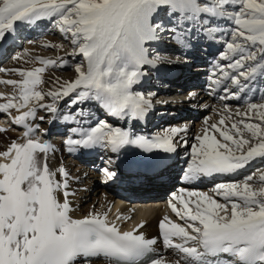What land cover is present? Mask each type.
<instances>
[{
	"label": "snow or ice",
	"instance_id": "snow-or-ice-1",
	"mask_svg": "<svg viewBox=\"0 0 264 264\" xmlns=\"http://www.w3.org/2000/svg\"><path fill=\"white\" fill-rule=\"evenodd\" d=\"M161 8L192 24L209 25L208 18L227 19L230 28L220 58L228 63L216 64L210 87L214 86L213 91L221 89L225 93L222 99L264 92V0H0V41L13 34L18 23L34 25L49 19L62 33L71 35L75 46L72 55H82L86 62V68L75 65L74 80L47 93L36 90V86L42 82L45 68L55 65L51 59L38 57L44 67L16 69L22 79L4 81L18 89L19 102L17 97L8 98L0 104V111L28 110L14 118V123L26 128L23 142L13 141L6 151H0V264H76L80 258L84 264H91L93 258L101 256L109 264H145L144 257L156 241L138 233L143 222L121 231L115 222L107 220V213L72 218L68 173L63 166L55 171L48 167L46 157L51 146L33 138L36 129L28 121L35 119L37 108L55 114V102L63 98H69L70 108L91 100L110 116L143 119L151 99L132 88L144 74L142 66L154 65L158 59L148 58L146 42L156 39L158 30L169 31L173 39L185 42L186 33L179 25L165 28L162 22H151ZM201 30L217 31L215 27ZM45 96L53 103H44ZM30 103L33 106L29 107ZM247 109L255 112L259 123L242 118L229 128L222 116L218 124H211L195 138L198 146L192 145L186 179L236 174L255 158H264V103L249 101ZM248 112L236 115L246 117ZM83 115L84 110L77 109L65 119L76 121ZM70 131L80 138L69 136V151L101 146L119 152L134 145L146 152H172L173 138L184 129L171 127L150 138L99 120L88 129ZM102 171L108 178L115 175L108 168ZM58 174L63 181L57 180ZM257 180L258 188L253 186ZM62 190L63 202L57 196ZM213 192L225 203L203 192H189L195 200L174 196L180 208L170 201L172 212L184 221L172 222L165 216L159 223L164 245L181 254L170 264H264V172L258 177L256 173L247 175L239 182L218 183ZM173 237L182 242L175 243ZM225 255L230 259L222 261ZM146 264L164 262L157 258Z\"/></svg>",
	"mask_w": 264,
	"mask_h": 264
},
{
	"label": "bare ground",
	"instance_id": "bare-ground-1",
	"mask_svg": "<svg viewBox=\"0 0 264 264\" xmlns=\"http://www.w3.org/2000/svg\"><path fill=\"white\" fill-rule=\"evenodd\" d=\"M174 17L178 18L179 22H181L183 25L182 28L184 29L186 33L185 42L189 41L184 44V47L186 46V48L184 49L186 51V54L188 55V58H192V59L199 60V61H206L208 57L210 56L209 54L213 53V51L216 49L217 47L216 43L212 44L210 41H208V39L207 40L204 38L202 39L204 35L199 27H197L198 29H193V30L192 28L189 29L188 27L193 24H190V22L183 23V21L178 16H174ZM170 19H164V22ZM44 20L45 19H42L38 21L35 25H30L28 27L29 30H32L31 35H30V32H28L30 36H35V38L37 36L40 37V40H39L40 43L37 42L38 43L37 47H38L39 53H41L42 55L46 48H50V47H46L45 45H48V44L52 45L54 42V40L49 36L50 34L46 31L44 32V30L42 29L43 27L42 23L44 22ZM20 28H24V24H19V23L17 24L16 31H15L16 34H20L22 32ZM12 39H13V36L12 34H10L5 39L0 41V48L3 47L1 52H3V49H4V53H5V46L8 45L9 42H12ZM199 44H202L205 46L204 51L202 53L198 51L200 49ZM25 47H26L27 54H31V52L33 51L32 45L30 43H26ZM220 53L217 56L218 60H221ZM1 54L2 53H0V58L2 59L5 55L3 56V54L2 55ZM218 60L214 62L209 61L210 63L206 61L205 63L199 64L194 69L197 72L193 71L195 72L196 75H189V76L186 75V77L193 78V80L190 79L188 82L186 81L187 78H185V80L184 79L180 80V78L177 77V73L175 75L164 77V78H167L166 82L176 81L178 83V86L177 87L168 86L166 88L165 87L160 88L162 92L168 93V92H172V90L173 91L180 90L179 92H175V94L169 93V95H167L168 97H170L171 95H177V93H180L181 91H182L181 93L189 94V99L185 101V103L183 102L181 103V105H178V104L174 105V107L178 106L176 107L177 109H175L176 110L175 113H173V110L169 112V113L174 114L175 118L181 115H187V116H190V115L198 116L199 115V112L192 113L191 112L192 109L191 111L189 109L190 107H194V102L196 101V98H197L195 93L197 92L203 93L202 94L203 97L205 94H207L204 100L206 101L207 105L204 108V110L205 111L211 110L214 114H216L218 122L220 121L222 116L226 117L227 120H231L232 116H229V113H231L234 117H237L240 119L243 118L244 120L247 119L248 117L255 118L253 117L254 116L253 114H255L254 111L248 112L247 102L249 101L252 102V100L258 97V94L253 93V95H251L249 92L246 97L242 96L239 99H234V98L222 99V97L220 96L221 98L217 100L211 99L209 101V98H208L209 96H211L210 98H213L214 93L212 94L213 92L212 87L214 86L209 87V85H207L204 87V85L201 84V81L200 82L195 81V76L199 77L202 73L209 72L210 75L208 79H209V84H210V77L212 76V73H213V70L216 64H218L217 63ZM223 61L225 60H221L219 64H222ZM6 69L7 68H3L2 71H0L1 81L10 80L9 78L10 76H8V72L6 71ZM155 69L158 71L162 70V68L158 67V65H156ZM185 72L181 71V74H178V75L182 77V74H184ZM141 79L142 78L140 77L139 82L134 84L133 88L139 85L143 81ZM11 80H13V78ZM189 84H192V87L185 88ZM209 88H211L210 91H209ZM249 94L251 96H249ZM58 101L59 100H57V102ZM230 101H233V102L238 101L239 103H241L240 107H237L235 109L231 108L229 106ZM6 102L7 100H5L1 95L0 104L6 103ZM86 102L88 103V108L92 110V111L91 110L89 111V116L90 114L95 115V114H99L100 112H103L104 113L103 116H105V120L108 123H110L112 126L120 127L125 130H130L134 134L144 135L150 138L157 134H163V133H156V134L148 135L147 133L149 125L152 124L150 121V116L152 114V108H153L152 104H151L149 111L145 114L143 119L128 120V119H119L117 117L108 115L106 110L103 107H101L100 104H98L96 107L94 106L93 108H90L91 106L89 105V103H92V102H88V101ZM225 106H227V110H225ZM29 107H31L30 104H29ZM27 110H28L27 107L21 108V109H14V111L8 110V113H10V116L8 115L10 117L9 120L12 123L11 127L17 128V130H21V132L20 133L6 132L4 130V127H2V125L0 124V129H3V131H0V151H6L7 147L13 141L23 142L24 133L26 131V128L22 125H17L16 123H14V118L20 115L22 112L27 111ZM163 112L164 110L162 111V113ZM237 112H240V113L248 112V116L246 117L238 116L236 115ZM0 113L5 114L6 112L0 111ZM208 117L209 116L207 115L200 122H197V125H196L197 130H201L200 135H203L205 132V129L208 128L212 124L211 121H208ZM190 119H191L190 117L189 118L187 117L185 119L183 118L182 121H178V122L169 121L171 123H168L166 126L167 129L171 127H179L181 129H184V131L179 132L173 139H174L175 145H176L177 140L179 139L184 140L185 146L183 148V152L187 153V156L188 155L191 156L193 144H197L198 146V143H195V142L193 143V141L190 140L189 130L186 129V126H185V123L187 121H190ZM65 120L66 119L64 117H58L56 113L52 115L50 114V116H46L44 117L43 120H41L40 116L38 115L36 111L35 119L30 118L28 123L31 124L34 129L40 131L43 135L42 141L48 142L49 145L51 146V150L47 153V157H46L48 167L51 170L55 171L59 169L61 166H63L64 169L68 173V177H67L68 189L67 190L71 193L68 199L70 202V215L72 216V218L74 219L84 218L88 216L89 213H92V214L107 213V216H106L107 220H110L111 222H115V224L120 228L121 231L132 230L133 228H135L137 224H140L141 222H143V227L141 229H138L137 231L138 233L142 232L146 238L154 239L156 241V243L152 246V248L158 253L159 258H163L164 264L165 262L166 264H170V262H174L175 260L179 259V256L181 255L178 253L176 249L168 248L164 245L163 237L161 234V229L159 228V223L161 219H163L165 216H167L169 220L172 222L184 224V221H181L176 216V214L172 212L169 206L170 201H173V197L174 196L177 198L183 197L184 200H195L196 197L194 196L190 197L188 193L189 192H203V193H208L209 195H212L218 202L225 203L223 197L218 196L213 192L215 185L218 183H233V182H239L243 180V178L242 180H239V179H241V175L244 174V171H245L244 168L239 170L236 174L214 175L211 177L200 176L196 179L189 180L185 178V172L188 167L187 165L183 172L181 179L179 180L178 185H176L174 190L166 194V190H162L161 192L158 186L161 184L162 181H165L167 183V186L173 185L172 184L174 182L172 178L173 172H175L179 168L178 167L179 158L176 159L177 156L175 153L173 156L174 160L170 161L167 164L161 165L160 171L155 174H150V175H145V176H138L136 174H130L132 178H129V177H125L123 175L124 172L122 171L121 174L117 176L114 175L112 178H108L104 174L102 169L108 168V164L110 162L116 163L117 159H121L122 155L126 154V152L131 149H136V150H141V151H144V150L134 145H128V146H125L123 149H121L119 152H112L101 146H95L92 148L73 147V150L69 151L68 149L70 146L66 144L67 140L59 141L58 139H53L52 141H50V138L54 136V134H59V133H54V132H60L62 130L64 126L63 122ZM136 122H138L137 126H140L141 129L137 128V126L135 125ZM203 123H205L204 125L205 127L204 129H201ZM232 123H230L227 127L230 128ZM7 124L9 125V122ZM36 126H38V128ZM89 127L90 125L88 122H84V123L82 122V123L76 124L74 128L88 129ZM42 130H46V131H42ZM209 134H213V133L210 132ZM74 135L75 137H72L73 139L80 138L78 134H74ZM215 135L217 136L218 139L220 138L218 133H215ZM36 137L38 136L36 135L33 136V138H36ZM61 144H64V146L62 147ZM100 149H102L103 151H100ZM66 151L69 153L68 157H70L68 160L69 163L67 164V166H69V169L66 168L65 166L66 161L64 162L63 160L64 154ZM162 151L163 150H153L152 153L155 157L157 155H169L173 153V151L161 153ZM99 155H102L104 157L103 160L105 161L103 162V165L101 162V165H99L100 167H96L95 163H96L97 158H99ZM40 158L41 160L44 159L43 154H41ZM94 159L95 161H93ZM191 159H192V156L189 162L191 161ZM255 160H258V159L255 158ZM70 161L74 164L73 165L70 164ZM253 161H251L246 167L252 165ZM87 168L88 170L91 169L90 172L94 173L91 176L93 178H90V176L86 174ZM108 169L112 170V172L116 174V171L114 170L112 165ZM56 178L57 180H60V181H63L64 179L59 174L57 175ZM214 179H216V182L211 183L209 185L207 184V182H211ZM112 180L114 181L112 182ZM92 184L94 186L96 184L97 185L99 184V187H97V189L95 190H92L96 187L95 186L94 188L89 190L88 185H92ZM182 189L184 191H181ZM98 192H100V194L96 196ZM57 196H58V199L61 202H63V199H64L63 190L60 191L57 194ZM90 199L92 201L90 203L85 204L86 200H90ZM173 202L177 204L178 208L181 207L179 204V199H176ZM136 213L139 214L140 217L136 219L133 218L132 220L131 218ZM117 216L121 217V219H117ZM166 223L168 222L166 221ZM189 231H191V229H189ZM173 240L175 243L182 242L179 238H176V237H173ZM225 256L221 257L222 261L229 259V258L227 259L224 258ZM76 264H84V260L79 259L77 260ZM91 264H109V261L106 258L101 256V257L93 258L91 260Z\"/></svg>",
	"mask_w": 264,
	"mask_h": 264
},
{
	"label": "rangeland",
	"instance_id": "rangeland-1",
	"mask_svg": "<svg viewBox=\"0 0 264 264\" xmlns=\"http://www.w3.org/2000/svg\"><path fill=\"white\" fill-rule=\"evenodd\" d=\"M172 16V18H171ZM178 16V15H176ZM171 18V19H170ZM164 19H170L166 22H164ZM210 19L211 23L209 25H205L204 28H208V27H215L217 29V31L215 33H210V35L207 38L202 37V39H208V41H210L212 44L217 45L216 49L213 51V53L209 54L210 56L208 57V59L206 60L208 63L210 62H214L217 59V56L219 55L220 52L225 50L224 47V41L228 38L226 36V33H228L229 28H230V22L227 19L224 18H219V19H212V18H208ZM172 21V22H170ZM151 22L153 24L156 23H163V26L165 28H172L175 27L176 24L179 21L176 20V18L173 15H170L167 11V9L165 8H161L151 19ZM44 24V25H43ZM35 25V24H34ZM196 24H193L191 26H189L188 28L192 30L193 29H198L196 26ZM42 29L44 30V32H48L50 35V37L54 40L53 42V46L50 48H46L44 50L43 55L41 53H39L38 50V43H40V37H36L35 36H30L32 30H29V28L27 27V25L24 24V28H20V30H22V32L20 34H16V32H14L12 34L13 39L12 42H9L8 45L5 46V53H4V49L3 52H1L2 48H0V53L3 54V58L0 60V69L3 68H7L6 71L8 72V76H10V80L13 78V80H21L22 77L20 76V74L15 71L16 69H23V70H31L35 67H44V65L40 62L39 58H43L45 60L51 59L56 61L55 65H48L45 68V71L41 74L42 77V82L36 86V90L42 91L44 93H47L49 90H53L55 91L56 88L60 85L63 84L65 81H71L75 79L76 73H75V65L76 64H82L85 68H86V62H84V58L82 57V55H72L73 53V49L75 46H73L71 44V35L68 34L66 35L65 33H62L58 26L49 19H45L44 22L42 23ZM201 30V29H200ZM202 31V30H201ZM28 32H30V35L28 34ZM205 33H207V31H202L203 35L205 36ZM41 33V32H40ZM38 34V33H37ZM173 33L169 32V31H157V38L153 39L151 41L146 42L145 44V48L148 50L147 55L148 58L151 60L153 58H158L156 59L155 64H145L142 66L141 71L144 73L141 76V80H143L139 85L135 86L134 88H132V90L134 92H139L142 93L145 97H148L151 99V104H152V114L150 116V121H151V125H149L148 127V135L150 134H156V133H163L164 130L167 129V124L171 123L169 121H174V122H178V121H182L183 118H191L190 121H187L185 123L186 129L189 130V137L190 140L193 141V143H198V141L195 139L198 135H200L201 130H197V122H200L205 116H209L208 117V121H211L212 124H218V119H217V115L214 114L211 110H204V108L206 107L207 103L205 100V97L207 94L204 95L203 97V93H195L197 98L196 101L194 102V107H190V111L192 109V113H198L199 115H181V116H177L175 118V115L172 113H169L171 110H173V113L176 112L175 109H177L176 107H174V105L178 104L181 105V103H185V101H187L189 99V94H185V93H177V95H171L170 97H167V95H169V93H174L175 92H179L178 90H172V92H168V93H164L160 90V88L163 87H168V86H178V83L176 81H172V82H166L167 78H164L165 76H171V75H175L177 73V77L181 79H186V81L188 82L190 79L193 80L192 77H186V75H196L194 70L199 64L205 63L206 61H199V60H195L192 58H188V55L186 54V51L184 48H186V46L184 47V44L189 42H184V43H179L176 39H173ZM194 38V37H192ZM28 40V41H27ZM157 40V41H156ZM38 42V43H37ZM26 43H30L32 45V49L33 51L31 52V54H27L26 52ZM191 43V42H190ZM206 43V41H205ZM200 49H196L198 50L200 53H202L204 51L205 46L202 44H199ZM191 50V49H190ZM33 53V54H32ZM1 54V55H2ZM216 58V59H215ZM220 59V58H219ZM204 60V59H203ZM210 61V62H209ZM221 60H218L217 63H220ZM228 61H223L222 64H227ZM63 64V66H61ZM156 65H158V67L162 68V70L158 71L155 69ZM174 69V70H173ZM165 70V71H164ZM186 70V72H185ZM174 71V72H173ZM181 71L185 72L184 74H182V77H180ZM197 72V71H196ZM160 73V74H159ZM209 72L206 73H202L199 77L195 76V81H201V84L205 86L209 85ZM68 78V79H67ZM179 80V81H180ZM257 86H259L260 81L257 82ZM192 87V84H189L188 86H186L185 88H189ZM188 90V89H187ZM211 90V88H209V91ZM235 89H233L234 91ZM213 98H210L211 96H209V101L211 99L217 100L221 97H224L225 93L221 90V89H216L215 91L212 92ZM253 93L258 94V97L255 98L254 100H252V102L254 103H264V92L261 91H254V92H250L251 95H253ZM0 94L2 95V97L7 100L8 98H12V97H19V91L18 89L13 86V85H9L7 83H4V81L0 80ZM149 94H151V96H149ZM249 94V96H251ZM0 95V96H1ZM260 95V96H259ZM221 96V97H220ZM217 97V98H215ZM244 97V96H243ZM172 98V100L167 101L166 99ZM68 100L69 98H63L62 100H59L58 102L56 101V107H57V112L56 115H58V117H66V116H70L72 114H75L77 112V109H83L84 110V115L83 116H77L76 121H72V120H65L63 122V128L60 132H54V133H59V134H54V136H52L50 138V141H52L53 139H58L59 141H66L69 136L75 137V135L73 133H71V129L74 128L76 126V124H78L77 121H83L84 122H88L90 127L93 126L94 124H96L99 120H105V116H103V112H100L99 114H95V115H91L89 116V111L91 109L88 108V103H83V104H78V105H74L71 108L68 106ZM18 101V100H17ZM44 103H53V100L51 97L45 96V99L43 101ZM88 102H92L89 103V105L91 106L90 108H93L94 106L96 107L99 103L95 102V101H88ZM238 102V101H237ZM237 102H233L230 101L229 106L233 109L240 107L241 103H237ZM31 106H33V103H30ZM185 106V105H184ZM174 107V108H173ZM231 109V110H233ZM12 110V109H9ZM164 110V112L162 113V111ZM92 111V110H91ZM8 111L5 114L0 113V124L2 125V127H4V130L6 132H10V133H20L21 130H17V128H12L11 127V121L10 119V113H8ZM37 113L40 117H46V116H50V114L52 115V113L47 112L44 109H39L37 108ZM47 114V115H46ZM189 114V113H188ZM9 115V116H8ZM255 118H251L250 120L247 118L245 119V122H252V123H259V118L256 116V114H253ZM3 116V117H2ZM232 119L231 120H227V126L234 122H239L241 119L234 117L232 114ZM8 117V118H7ZM102 117V118H100ZM234 118V119H233ZM8 119V120H7ZM257 119V120H255ZM106 121V120H105ZM9 122V125L7 124ZM72 122V123H71ZM77 122V123H76ZM68 123V124H67ZM138 122L135 123V125L137 126ZM110 124V123H109ZM202 125V124H201ZM205 123H203L202 128L204 129ZM137 128L141 129L140 126H137ZM38 136L41 140L43 139V135H40V132H38L37 134H33V136ZM62 147L64 146V144H61ZM185 146V142L183 139H179L176 142L175 145V150L173 151V153L176 154L177 158L179 161L178 163V169L173 172L172 178H173V185L171 186H167V183L165 181H162L161 184L158 186V188L160 189V191L162 192V190H166V194L172 190H174V188L176 187V185H178L179 180L181 179L183 172L186 168V166L188 165V162L191 158L190 155L187 156V153L183 152V148ZM189 147V146H188ZM100 151H103L102 149H100ZM134 151H136V149H131L129 151L126 152V154L133 156L134 155ZM68 152L66 151L63 157L64 162L66 161V168L69 169V166H67V164L69 163V158L67 154ZM161 153H165V151H162ZM126 154H123L122 157H124ZM102 155L97 158L96 160V167H100L99 165H101V161H102ZM155 157V156H154ZM186 157V159H185ZM156 158V157H155ZM258 160L253 161L252 165L244 168V174L241 175V179H244L245 176L256 173L257 177L259 175L260 172L264 171V158H257ZM174 158H172L171 161H173ZM95 161V159L93 160ZM110 161V160H109ZM102 161V165H103ZM111 163V162H110ZM70 164H74L70 161ZM71 165V166H72ZM91 169L88 170V168L86 169V174H88V176H90V178L94 173L90 172ZM93 171V170H92ZM216 182V179H214L211 182H207V184H211ZM207 185V186H208ZM96 186V187H95ZM88 185V189L91 190H95L97 189V187H99V184L97 185ZM254 187L258 188L260 186L258 180L256 182H254L253 184ZM100 194V192H98V194L96 196H98ZM92 200H86L85 204L90 203ZM181 243V242H179ZM174 249V248H173ZM224 258H229L227 256H225ZM82 259V258H80ZM79 260V259H78ZM166 264V262H165Z\"/></svg>",
	"mask_w": 264,
	"mask_h": 264
}]
</instances>
